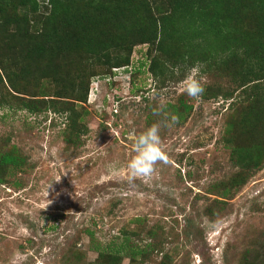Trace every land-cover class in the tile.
I'll use <instances>...</instances> for the list:
<instances>
[{
	"label": "rangeland",
	"instance_id": "rangeland-1",
	"mask_svg": "<svg viewBox=\"0 0 264 264\" xmlns=\"http://www.w3.org/2000/svg\"><path fill=\"white\" fill-rule=\"evenodd\" d=\"M146 48L133 46L126 72L99 77L98 67L89 68L97 74L89 79L85 130L76 145L63 140L65 113L28 112L5 92L0 151L14 147L24 165L0 183V264H70L72 245L84 253V264H93L98 251L123 253L125 236L148 249L133 264H239L246 263L244 252L261 246L264 160L244 184L220 194L236 170L222 140L236 92L229 100L205 92L188 97L182 88L188 67L158 86L147 71ZM198 78L204 91L217 83L206 71ZM219 84L226 87L227 78ZM180 103L191 108L177 115L172 105ZM172 115L178 122L165 127ZM151 124L159 127L167 160L130 182L131 137ZM120 264L132 263L123 257Z\"/></svg>",
	"mask_w": 264,
	"mask_h": 264
},
{
	"label": "trees",
	"instance_id": "trees-1",
	"mask_svg": "<svg viewBox=\"0 0 264 264\" xmlns=\"http://www.w3.org/2000/svg\"><path fill=\"white\" fill-rule=\"evenodd\" d=\"M138 44L147 45V71L158 86L198 63L217 80L205 88L206 98L229 100L236 92L222 137L236 170L220 194L244 184L264 160V0H0V106L8 103L7 92L28 112L65 113L63 140L76 145L85 130L89 79L97 74L89 68L98 67L99 77L126 72ZM221 78H227L226 87ZM172 106L177 115L191 108ZM23 165L14 147L1 150L0 183ZM147 234L154 237L155 231ZM125 238L123 253L98 251L93 264H120L123 257L133 264L137 256L144 261L148 249ZM260 239L261 246L259 241V248L244 252L246 263L239 264H264V232ZM67 252L66 263H85L74 245Z\"/></svg>",
	"mask_w": 264,
	"mask_h": 264
},
{
	"label": "clouds",
	"instance_id": "clouds-1",
	"mask_svg": "<svg viewBox=\"0 0 264 264\" xmlns=\"http://www.w3.org/2000/svg\"><path fill=\"white\" fill-rule=\"evenodd\" d=\"M200 70L201 65L198 63L194 64L187 69L182 80L184 93L193 99H198L204 92L203 84L198 78ZM172 72L175 75H179V67H173ZM169 120L170 124L165 123V127L175 125L178 122V117L172 115ZM131 149L134 155L126 164L130 182L135 178L149 177L154 171V165L157 162L165 163L167 160L166 154L161 148L159 127L156 124L149 125L138 134H133L131 137Z\"/></svg>",
	"mask_w": 264,
	"mask_h": 264
}]
</instances>
